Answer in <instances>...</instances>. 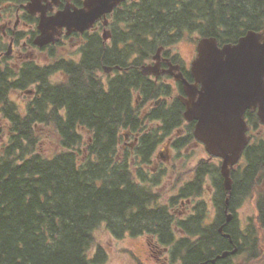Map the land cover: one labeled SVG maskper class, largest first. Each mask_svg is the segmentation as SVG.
<instances>
[{"label":"trees","instance_id":"16d2710c","mask_svg":"<svg viewBox=\"0 0 264 264\" xmlns=\"http://www.w3.org/2000/svg\"><path fill=\"white\" fill-rule=\"evenodd\" d=\"M135 21L127 20L131 31L112 44L91 30L73 33L64 39L81 43L70 56L57 53L65 43L61 39L42 48L50 59L45 64L0 67V111L9 124L0 144V264H90L95 232L103 226L118 238L125 232L168 235L175 218L155 190L164 171L151 172L148 166L185 120L178 102L170 110L161 105L141 113L143 101L135 106L133 92L138 82L144 89L150 81L138 67L159 45H175L187 36L196 42L216 36L228 43L250 29H264V0H146ZM105 66L123 72L105 79ZM57 73L59 81L53 79ZM30 87L34 95L21 110L10 93ZM247 118L259 127L255 113ZM187 128L175 147L193 139V122ZM123 130L140 136L134 152L127 148L120 157ZM51 140L52 151L45 148ZM243 155L246 168L241 175L234 171L231 204L262 172L263 140L255 138ZM208 173L222 204L226 190L220 168L204 160L188 186H179L183 197ZM197 219L189 218L194 227ZM197 255L192 254L194 263Z\"/></svg>","mask_w":264,"mask_h":264},{"label":"flooded vegetation","instance_id":"af4514ba","mask_svg":"<svg viewBox=\"0 0 264 264\" xmlns=\"http://www.w3.org/2000/svg\"><path fill=\"white\" fill-rule=\"evenodd\" d=\"M29 1L4 0L5 3L0 5V39L2 40L0 42V67L9 64L12 68L19 69L26 61H35V52L45 48L34 43L35 37L39 34L38 23L40 17L39 14H32L26 10L25 5ZM73 1L77 6H82V2L77 4L76 0ZM145 2L146 0L121 1L111 12L104 15L91 31L98 32L102 37L103 30L105 28L109 29L112 34L111 38L107 41H104L103 38L102 40L105 44H112L115 38H123L124 33L131 31V23H127V20L129 21L132 18L136 20V23L139 21L140 8L145 5ZM43 3L47 4L45 1ZM65 3L66 0H62L58 6H54L52 10H49L48 14H53L62 9ZM104 20L107 21L106 25L103 24ZM135 27L137 28V24H135ZM138 34L137 31L134 32V37L137 38ZM65 36L63 35L62 39ZM5 39H9L7 48L5 42H3ZM73 39L75 37L71 38V40ZM80 43L81 40H78V45ZM195 43L193 54L189 59L184 56L185 51L178 44L159 45L150 53L143 64L158 63V74L143 75L150 81V85H146L144 89H141L140 82H138L139 89L133 92L134 101L138 97L135 106H140L143 101L142 114H148L161 105L166 110H170L178 102L179 111L183 113L184 117L185 106L182 97L186 98L187 94L182 79H177L176 76L178 73H182L189 82H195L191 72L192 62L197 55L198 41ZM9 48H11V53L7 55ZM136 48H139V46ZM142 65L138 67L140 72ZM129 68H125V72H129ZM121 69L116 71L114 68L106 74L112 77L117 72H123ZM23 92L28 93L31 97L34 95L33 88L26 89ZM147 94L148 99H146ZM249 112L253 111L248 110L246 112L248 123L247 114ZM253 113L257 115L256 111ZM188 123L185 120L182 124V126L185 125V129L181 128L180 130L178 128V135L166 138L165 143L170 144L177 151L180 150L181 148L175 147L174 141L179 137L181 131L184 132L183 137L187 135ZM194 125L195 122H193ZM250 126L251 129L248 134L251 136V143L256 136L254 133L264 125L259 122V127L252 124ZM130 133L134 134V142L127 144L130 146L131 152H134L138 145L140 133ZM128 135L126 134V137ZM262 140L264 142L263 138ZM190 143L196 146H204L195 139L194 130L193 139ZM190 143L186 144L185 147ZM160 154L166 158L163 152ZM243 156L241 160L244 159ZM212 159L215 158L209 156L208 160L211 161ZM216 159L219 160L221 165V159ZM243 165L240 162L232 168V186L234 171L241 175L246 168ZM261 169L262 172L257 176L258 179L253 180V183L251 182L244 195L241 194L239 198L235 196L232 204L233 192L232 189L228 190L226 188L223 176L221 184L226 190V194L222 204H220L221 194L210 173L204 176L199 186L187 188L186 197H183L184 193L181 192L179 187L177 192L171 194L166 202L170 211L169 215L175 218V220L169 221L167 236L147 232L133 235L125 232L124 236H144L142 247L138 246L134 252L136 264H264V162ZM190 180H193V177L185 180L181 186H188L187 183ZM258 186L261 188L257 189ZM248 200L253 202L252 210L243 211L242 208ZM247 212L251 214H247ZM191 216L198 217L197 221H194L197 227H194L192 221L189 220ZM184 223L189 228L183 227L182 224ZM209 231L211 236L207 235ZM96 248L97 250L89 254L92 261L90 264H100L107 260V251L104 252L102 246ZM194 252L198 254L196 263L192 260Z\"/></svg>","mask_w":264,"mask_h":264},{"label":"water","instance_id":"95a60500","mask_svg":"<svg viewBox=\"0 0 264 264\" xmlns=\"http://www.w3.org/2000/svg\"><path fill=\"white\" fill-rule=\"evenodd\" d=\"M121 1L82 0V6H77L73 0H66L62 9L48 14L62 0H30L26 10L40 17L34 43L46 47L57 43L63 35L83 34ZM111 36V31L105 28L104 41ZM10 53L11 48L7 55ZM157 68L158 63L143 64L141 72L157 75ZM112 70V66H105L106 73ZM191 72L194 83L182 73L176 76L182 79L187 94L186 98L182 97L184 118L195 122L194 136L208 154L221 159L220 171L226 188L231 190L232 168L239 163L251 140L246 112L256 111L264 125V29H250L236 42L223 44L216 36L200 38Z\"/></svg>","mask_w":264,"mask_h":264},{"label":"rangeland","instance_id":"374dc122","mask_svg":"<svg viewBox=\"0 0 264 264\" xmlns=\"http://www.w3.org/2000/svg\"><path fill=\"white\" fill-rule=\"evenodd\" d=\"M5 2H1V4H4ZM197 36L195 35V38ZM65 43L60 45L58 47L57 53L63 55H71L73 53H76L77 47H78V40H66L64 39ZM0 42L2 40L0 39ZM3 42H5L6 48L9 44V39H5ZM76 42V43H75ZM196 41L192 40L189 36L183 38L178 44L179 47L182 48L184 52V56L189 59L191 58L195 43ZM74 43V44H72ZM7 50V49H6ZM181 50V49H180ZM35 61L40 64L47 63L50 59L48 57L47 51L44 50H38L35 52ZM104 78L108 79L110 75H107L106 72H104ZM54 80L59 81L61 79V74L57 73V75H54ZM33 88V87H32ZM31 89V87L29 88ZM10 98L16 102H18V105H20L21 110H25V106L27 101L31 98V96L28 93H24L21 90H13L10 93ZM140 101V100H139ZM157 125V124H152ZM185 129V125L180 127ZM9 130V124L6 120L5 116L0 111V144L3 143L6 139L7 133ZM178 130L174 131L173 135H178ZM184 132L181 131V134H179V137L182 136ZM126 134H129L128 137H126ZM255 138L258 139H264V127H260L255 133ZM54 140L49 141L48 144H45V148L47 150L52 151V147ZM134 142V134L129 133L127 130L122 131V139L120 144V157L124 155V152L127 148L130 146L127 143ZM166 145V147H165ZM161 152L165 154L164 158L161 156ZM209 159V154L205 150V147L202 145H194L193 143H190L188 146L181 148L180 150H175L171 147L170 144H166L165 140L160 144L158 147L152 162L148 166L149 170L151 172H159L164 171L162 180L157 185L155 190L160 194L161 201L167 202L168 197L171 194H174L177 192V189L179 186L190 177L194 176V171L196 165H198L201 160L207 161V162H213L220 165L219 160L212 159L211 161ZM242 163V162H241ZM158 165V167H157ZM164 168V169H161ZM261 187L258 186L257 189H260ZM253 202L251 200H248L243 206V211H250L252 210ZM247 214H251L250 212H247ZM95 244L92 246L91 252L97 250L98 247H103L104 252L107 251L108 257L107 260L104 263L100 264H136V259L134 256V252L136 251L138 246L142 247L144 236H132L127 235L124 237L117 238V236L112 233L109 229L106 227H101L95 232ZM96 248V249H95ZM90 252V253H91Z\"/></svg>","mask_w":264,"mask_h":264}]
</instances>
